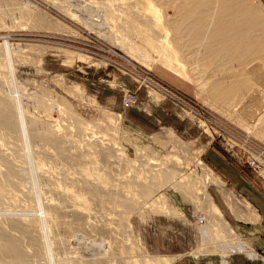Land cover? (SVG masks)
<instances>
[{"label": "rangeland", "instance_id": "rangeland-1", "mask_svg": "<svg viewBox=\"0 0 264 264\" xmlns=\"http://www.w3.org/2000/svg\"><path fill=\"white\" fill-rule=\"evenodd\" d=\"M248 1L264 18V0ZM150 3L0 0V98L17 119L0 128V235L28 263L216 251L234 237L227 207L264 205L253 81L146 54Z\"/></svg>", "mask_w": 264, "mask_h": 264}, {"label": "bare ground", "instance_id": "bare-ground-1", "mask_svg": "<svg viewBox=\"0 0 264 264\" xmlns=\"http://www.w3.org/2000/svg\"><path fill=\"white\" fill-rule=\"evenodd\" d=\"M250 3L248 0H151L149 7L153 19L150 16L149 18L155 22V28L159 30L158 38L159 34L163 38V42L156 43L161 46V50L153 42L158 40L155 34L157 31L153 32L152 38L143 34L141 38L138 36L141 39L139 46L145 53L148 51L155 53L154 59L172 70L175 62L184 64L189 62L200 68L201 72L222 73L225 75L224 78L236 81L235 85H238L240 80L244 82L251 78L253 84L249 90L247 88V94L261 110L258 115L264 117V69L261 71L260 68L264 66V18ZM169 12L172 13L171 16ZM210 79L211 77H207V80ZM218 88L220 86L212 89L217 93ZM245 108L246 105L243 109ZM15 118L12 102L0 98V128L16 130ZM10 175L15 177V172L10 170L9 178ZM14 245L10 239L0 235V254H7L13 258L12 262L6 263L4 256L3 262L32 264L22 259V254L20 255ZM156 263H161V258L150 259L149 264Z\"/></svg>", "mask_w": 264, "mask_h": 264}, {"label": "crops", "instance_id": "crops-1", "mask_svg": "<svg viewBox=\"0 0 264 264\" xmlns=\"http://www.w3.org/2000/svg\"><path fill=\"white\" fill-rule=\"evenodd\" d=\"M230 198V195L227 196L228 200ZM227 208L236 216L227 228L225 238L234 236L231 238L236 239L234 242L222 239L223 242L216 245V251L181 253L172 260L161 256L165 264H264V205ZM210 209L218 211L216 205ZM207 228L204 226L201 229L204 238L209 234Z\"/></svg>", "mask_w": 264, "mask_h": 264}, {"label": "built area", "instance_id": "built-area-1", "mask_svg": "<svg viewBox=\"0 0 264 264\" xmlns=\"http://www.w3.org/2000/svg\"><path fill=\"white\" fill-rule=\"evenodd\" d=\"M260 161H258V168L264 173V152H259Z\"/></svg>", "mask_w": 264, "mask_h": 264}]
</instances>
